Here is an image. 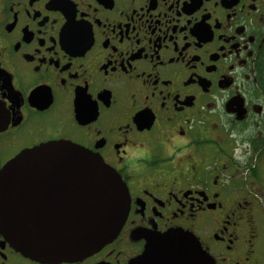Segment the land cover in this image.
I'll return each mask as SVG.
<instances>
[{
    "label": "flooded vegetation",
    "instance_id": "af4514ba",
    "mask_svg": "<svg viewBox=\"0 0 264 264\" xmlns=\"http://www.w3.org/2000/svg\"><path fill=\"white\" fill-rule=\"evenodd\" d=\"M49 143L129 195L112 242L58 264L168 233L148 264H264V0H0V167ZM0 264L45 263L0 232Z\"/></svg>",
    "mask_w": 264,
    "mask_h": 264
},
{
    "label": "water",
    "instance_id": "95a60500",
    "mask_svg": "<svg viewBox=\"0 0 264 264\" xmlns=\"http://www.w3.org/2000/svg\"><path fill=\"white\" fill-rule=\"evenodd\" d=\"M128 210L120 176L79 146L40 145L0 167V232L31 260L75 262L97 252L117 237ZM173 240L158 236L131 264L168 255Z\"/></svg>",
    "mask_w": 264,
    "mask_h": 264
}]
</instances>
